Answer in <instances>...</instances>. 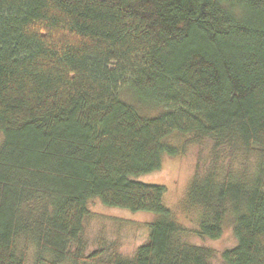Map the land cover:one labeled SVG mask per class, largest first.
Segmentation results:
<instances>
[{
    "label": "trees",
    "instance_id": "obj_1",
    "mask_svg": "<svg viewBox=\"0 0 264 264\" xmlns=\"http://www.w3.org/2000/svg\"><path fill=\"white\" fill-rule=\"evenodd\" d=\"M174 132L262 152L250 182L196 174L182 206L217 239L229 204L221 264H264V0H0V264H27L19 237L34 264L77 259L92 198L159 216L111 264H212L179 241L164 187L131 180L178 154Z\"/></svg>",
    "mask_w": 264,
    "mask_h": 264
},
{
    "label": "rangeland",
    "instance_id": "obj_2",
    "mask_svg": "<svg viewBox=\"0 0 264 264\" xmlns=\"http://www.w3.org/2000/svg\"><path fill=\"white\" fill-rule=\"evenodd\" d=\"M121 92L119 93L120 100L133 106L121 97ZM140 114L147 116L141 112ZM164 142L177 149L178 154L175 156L162 155L158 170L132 177L131 180L164 187L162 205L170 211L178 227L184 230V233L179 236V241L215 251V258L211 263L221 264L222 251L236 245L230 205L227 204L226 207L220 237L209 239L195 233L196 218L195 215L191 216L194 212H190L191 214L185 212L182 206L183 199L195 175L203 178L210 170H214L218 181H222L228 175L230 181L234 183L250 182L257 174L262 152L256 147H247L238 138L220 141L219 145L215 146V140L211 138L195 141L192 134L183 135L174 132ZM86 207L89 215L83 222L81 235L84 249L79 253L76 244L69 247L71 254L81 255L83 259L77 256L78 262L73 261L77 260L74 258L57 262L47 253L42 255L45 264H111L116 256L122 261L130 259L135 250L148 239V224L159 219L155 213L132 212L107 207L98 198L87 201ZM96 250L100 251L97 261L85 260ZM15 253L17 256L23 255L27 264H34L32 263L36 258L34 240L24 237L17 238Z\"/></svg>",
    "mask_w": 264,
    "mask_h": 264
}]
</instances>
